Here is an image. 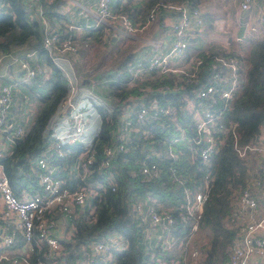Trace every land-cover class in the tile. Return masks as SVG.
<instances>
[{"label":"built area","instance_id":"1","mask_svg":"<svg viewBox=\"0 0 264 264\" xmlns=\"http://www.w3.org/2000/svg\"><path fill=\"white\" fill-rule=\"evenodd\" d=\"M22 1L30 9L29 19L41 24V46L67 82V92L47 125L50 132L47 133L48 139L44 146V154L52 150L60 158L59 167L62 170L56 169L55 163L47 162L45 156H36L30 161L28 171L18 174L16 192L0 170V264H105L112 262L115 254L128 246L129 239L115 230L76 240L79 224L94 223L95 202L104 184L114 188L112 174L109 172L96 171L99 174L94 177V181H88L86 175L93 169L90 167L95 159L93 148L101 125L104 121L111 120L109 113L115 106L119 118L116 117L114 127L109 132L110 143L102 148V167L109 166V159L129 150L128 140L131 134L139 133L146 140L149 131L142 128L145 121L170 117V124H163V121L158 123V132L163 142L155 144L149 140L142 144L144 155L137 160V170L129 169L128 175L139 173L144 179H149L158 177L161 167L170 169L172 182L181 188L180 200L175 209L178 221L187 234L184 238L168 233L163 236L157 234L156 241L159 240L161 249L169 251L171 255L183 254L182 257H185L188 253L190 259L196 258L197 250L188 251L187 244L197 229V219L206 201L208 188L214 180V160L210 162L209 158L217 152L224 133L228 131L223 127V116L244 80L236 68L234 58L215 55L216 63L211 65L202 81L197 82L201 59L197 53L193 54L188 50L191 39L188 33L202 29L198 19H191L192 15L199 13L196 9L188 11L187 4L181 3L187 9L186 15H183L180 3L156 1L143 20L132 22L126 14L120 12L126 0H119L117 9L113 10L110 8L113 0H95L91 9L81 6L77 10V15L82 20L80 27H98L109 21L116 29L123 28L127 33H133L155 23L158 13L162 11L176 12L177 17L168 24L170 29L163 36L164 40L169 38L167 44L160 42L157 47L151 46L150 55L145 62L128 67L126 78L122 76L119 79L124 78L122 84L131 87L142 83L152 74H168L173 75L174 80L172 86L166 85L163 88L165 92H176L185 86L190 88L186 94L178 92L177 97L172 100H161L156 96L146 101L140 100L144 91L127 96L124 101L129 102L122 101L121 105L114 99L112 106L106 104L102 113L95 107L99 103L96 98L99 97L93 94L90 85L78 86L77 77H73L71 58L76 54L78 45L69 38L70 35L60 39L58 30L46 26L39 0ZM258 1L257 14L263 18L257 17V20L264 23V0ZM251 2L252 0H240V10H248ZM3 6L9 8L8 1L0 0V9ZM90 15L92 21L88 19ZM110 25L106 26L110 28ZM17 62L25 79H30L40 71L46 75L50 68L49 64L46 65L47 70L45 66L42 68L36 67V64L30 65L27 55ZM107 81L108 78L99 83ZM11 90L9 84H0V156L25 131L22 123L8 120L17 103ZM134 104L138 106L132 110L131 106ZM176 109L188 117V124L183 125L176 120ZM21 112L22 115L25 114L24 110ZM92 112L93 118L87 120ZM181 150L189 152L188 159L191 161L196 156L204 164L199 181L184 177L186 174L183 168L188 159ZM234 150L241 160L236 170L243 182L227 218L229 225L235 228V233L228 246L226 264H260V259L264 257V120L256 136L249 142L236 145ZM180 156L181 161L178 163ZM158 159L164 162H159ZM57 172L61 177L57 176ZM77 176L83 180L82 184L77 183L75 187L67 185L69 178ZM144 202L145 210L140 206L137 214L141 221L146 222L148 230L144 231L142 239L147 243L151 239L149 229L173 225L174 218L169 214L161 215L152 206L157 205L155 199L147 197ZM65 243L74 244V247L66 248ZM33 252H41V258L31 260ZM159 255L151 253L150 260H144L141 264H177L174 259L164 260Z\"/></svg>","mask_w":264,"mask_h":264},{"label":"trees","instance_id":"2","mask_svg":"<svg viewBox=\"0 0 264 264\" xmlns=\"http://www.w3.org/2000/svg\"><path fill=\"white\" fill-rule=\"evenodd\" d=\"M3 1H8L9 8H6L8 12H0V56L8 55L9 57L15 55V58H21L24 57L26 51H33L36 67L41 66L43 68L44 64L50 65L48 74L46 73L45 75L44 72L40 71L29 79L30 82L27 83V87L31 93V98L36 102V108L31 120L27 121V126H25L26 124H21L24 127V133L16 137L11 145L8 146L7 152L0 156V170L9 180L14 192H16L17 183L15 182H17L18 174L28 170L30 161L34 157L45 156L44 146L48 139L47 133L50 132L47 130V125H49L52 115L58 108L61 98L67 92V82L60 69L50 61L47 51L41 46L43 37L41 24L29 19L30 9H27L22 0ZM60 1L62 0H39V3L45 18L48 20V25L58 30V37L63 39L70 35L69 38L78 45L74 55L76 57L81 45L86 44L84 39L89 38L97 29L96 27H91L95 29L90 34L85 35V38L76 39L73 34H68L66 28L59 26L56 22L58 15L55 7ZM113 1L114 3L116 2L115 6L118 7L120 1ZM156 1L158 0H137L131 3L130 0H126L128 4L125 5L127 6H124L123 3L120 12L126 14L132 22H137L144 19ZM167 1L174 3L181 0ZM197 1L184 0L183 2L187 4L188 11L194 8L201 12L197 7L199 5ZM200 14L206 20H209L210 17L206 13L204 15ZM256 21L259 22L257 17ZM80 23H82V20ZM259 24H263V27H261L263 29L260 30L262 32L261 37L250 43L251 45L246 55L218 46H209L207 49L197 52L202 65L198 72L197 82L202 81L204 74L213 63H216L215 55H219L218 57L222 58H234L236 68L244 77V80L240 91L230 100L227 112L223 116V127L228 131L224 133L223 141L218 146L217 152L209 158L210 162L214 160V171L212 173L214 180L208 188L206 201L197 219V229L191 237L192 240L190 239L187 244L188 251L189 249L197 250L196 258L190 259L188 253L185 257H182L183 254L171 255L169 251L161 249L159 240L156 241L157 234L163 236L168 233L172 236H179L178 238H184L187 234L184 227L181 226V222L178 221L177 210L175 209V205L180 200L181 188L180 185H175L172 182L169 176L170 169L161 167V173L158 174V177L149 179H144L139 173L133 176L128 175L129 169L137 170V160L139 161L144 155L142 144L149 140L155 144L163 142L158 132V123L163 121V124H170V117L163 116L159 119L155 118L145 121L142 128H147L149 131L146 140L139 133L131 134L132 136L128 140L129 150L122 152L114 159H109L108 165L110 167H102L100 161L104 158L102 154L103 146L110 143L111 140L109 132L114 127L116 117L119 118L115 109L116 106L109 113L111 120L102 123L93 148L95 159L90 165L93 169H91L92 172L90 174L86 175V179L94 181V177L99 174L96 171L109 172L112 174L114 188L104 184V188L100 195L97 196L95 202L96 219L94 223L78 225L76 240L113 230L125 235L129 239L128 246L123 251L117 252L112 262L105 264H141L144 260H150L151 253H159V256H162L164 260L174 259L177 264L227 263L228 246L235 233V228L229 225L227 218L243 182L242 176L236 170V166L239 165L238 162L241 160L237 157L234 147L251 141L258 133L259 127L264 120V23L259 22ZM101 32L99 31L98 34H101ZM110 44L112 45L111 42ZM144 46L147 47V45ZM135 52L128 53L116 67L107 69L104 75L102 73H94L92 79L85 78V85H90L93 94L104 100L103 103L99 102L96 105V109L99 112L104 113V106L106 104L112 106L114 99L118 100V104L121 105V102L127 96L138 95L143 91L144 96L140 99L143 101L154 96L161 100L166 98L172 100L173 97H177L178 92L187 93L190 91V88L185 86L176 92H165L163 88L166 85L172 86L174 80L173 75L168 74H152V76L146 78L138 85L125 87L122 84L124 78L119 79V77L124 76L126 78L128 67L141 65L150 55V50L146 48H141L136 54ZM4 63L5 61L3 60L0 66L4 65ZM15 63L18 65L17 61ZM73 64L72 62L71 65L73 66ZM106 78L109 81L103 84L99 83ZM78 80H80V77ZM119 86L123 88H118ZM126 102L129 101H124V103ZM137 106L138 104H134L131 109L133 110ZM175 118L185 125L188 117L176 109ZM181 151L185 158L188 159L189 152L187 150ZM157 161L164 162L161 159ZM203 165L201 159L196 156L192 158V161L188 159L187 164L183 168L186 174L184 177L187 176L189 179H196V182L197 180L199 181L198 178H200L202 173ZM62 175H64L63 172ZM29 177L32 176L29 175ZM69 180L67 185L70 187H75L77 183L79 185L83 183V180L78 176L69 178ZM147 197L155 199L157 205L153 204L152 206H155L161 215H171L174 218V222L173 225L167 224L161 225V228L155 230L149 229L151 239L146 243L142 238L144 231L148 230V228H146V222L140 220L137 208L141 206L145 210L146 203L144 200ZM147 202L151 204L149 200ZM194 236L197 237L193 238ZM64 247H74V244L65 243ZM67 257L69 261V254ZM30 258L31 260L41 258V252L31 253Z\"/></svg>","mask_w":264,"mask_h":264},{"label":"rangeland","instance_id":"3","mask_svg":"<svg viewBox=\"0 0 264 264\" xmlns=\"http://www.w3.org/2000/svg\"><path fill=\"white\" fill-rule=\"evenodd\" d=\"M92 1L93 0H66L71 9H73V11L75 10L74 13L76 17H73L71 22L75 23V26H78L76 29H80L82 32L84 31L87 34H90V32H92L95 28L92 29L89 25L80 27L79 24L81 19L77 15V10L80 9L81 6L91 9L93 7V3L95 2ZM130 1L133 3L137 0ZM158 1L168 2L167 0ZM183 1L184 0L175 1L174 4L180 3L183 8L182 14L186 15L187 9L185 8V4H181L184 3ZM61 2L65 1L62 0L60 3ZM197 2L199 4L197 7L201 12L198 11V14L192 15L191 19H198L197 22L202 25V29L188 33L190 35L189 38H191L189 39V44L195 41V44L198 46L195 48H192L190 45L188 46V50L192 51L193 54L202 49H207L209 46H218L246 55V52L251 45L250 43L261 37L262 32H260V30L263 29L261 28L263 27V24H259V22L256 21V17L259 19L262 17L257 14L258 0H252L248 10H240L242 9L240 0H198ZM115 3L113 1L110 5L112 10L113 8L117 9ZM125 4L128 3L125 1L123 5L127 6ZM6 7L7 6H3V8L0 9V12H8ZM200 13L203 15L206 13L207 16L210 17L209 20H206ZM245 14H247V16H244ZM176 17L177 13L174 11H162L161 13H158L155 23L153 22L152 25L144 28L142 31L136 30L133 33H127L123 30V28L116 29L110 25L109 21H106L105 24L110 25L111 29H109V31H103V34H98L99 31L96 30L89 38L83 37L85 38L84 41L86 44L81 45L76 57L71 59V62L74 63L72 66L73 77H77L78 79L80 77L77 85L81 87L85 86V78L92 79V75L94 73H102V75H104L107 69L116 67L128 53L136 51V54L141 48L150 49L151 46L157 47L160 42L167 44L169 38L164 40L163 36L166 34L165 32L170 29L168 24H171L172 20ZM199 17L201 18L200 21ZM89 18H91V15L88 19ZM241 19L243 21L242 23H240ZM44 22L47 24L46 26H48V20L46 19ZM207 24L211 26L209 27ZM252 29L254 31H250ZM116 32L125 36H118L116 42L111 45L110 39L115 36ZM103 38L104 42H102ZM171 42L172 40L170 41V44ZM144 45L148 46L145 47ZM25 55L28 56L29 64L34 66L36 62L33 58V51H26ZM0 57V64L3 60L5 63H11L10 68L4 69L2 74H0V84H9L12 88L11 92L13 91L17 101V103L14 104V108L11 115L8 117V120L18 123L20 122L22 124H26L25 126H27V121L31 120V116L36 108V102L33 98H31V93L27 87V83L30 82V80L23 78L22 72L18 69V66L15 63V61L19 58H15V55ZM46 65L47 64L44 65L45 70L48 69ZM128 71L129 69H127V72ZM46 73L48 74V72ZM82 79L83 81H81ZM96 100L101 103L104 101L102 98H96ZM23 110L25 111V116L22 115L21 111ZM93 116L94 113H90V115L87 116V120H91ZM254 156L256 157V155ZM253 159L256 160L254 157ZM45 160L49 163H55L56 169L59 171L62 170L59 167L60 158L52 150L45 152ZM179 161H181V156L178 163ZM57 176L61 177V174L57 172ZM195 237L197 236H194L193 238Z\"/></svg>","mask_w":264,"mask_h":264},{"label":"crops","instance_id":"4","mask_svg":"<svg viewBox=\"0 0 264 264\" xmlns=\"http://www.w3.org/2000/svg\"><path fill=\"white\" fill-rule=\"evenodd\" d=\"M65 2H61L59 4H57V6L55 7L56 9V13L58 15V17L56 18V22L59 26L66 28V32L67 33H71L74 35V37L77 38H82L85 37V35H87V33H85L84 31L82 32L80 29H76L75 27V23H72L71 20L73 17L75 16V13L73 11V9H71V7L69 6V4L66 2V0H64ZM95 1V0H93ZM92 1V2H93ZM244 16H247V14H245ZM89 21H92L91 19H89ZM242 19L240 21V23H242ZM57 25V26H58ZM97 30H99L101 32V34H103V31H109V29L106 25H99ZM118 36L120 37H124L125 35L123 34H119V33H115L114 37H111L110 41L111 43H115L116 40L118 39ZM102 42H104V38L102 39ZM190 46H192V48L198 47L195 44V41L191 42L189 44ZM33 58L35 59V56H33ZM10 68V63H5L4 65L0 66V74H2V72L4 71V69H9ZM260 264H264V257H262L260 259Z\"/></svg>","mask_w":264,"mask_h":264}]
</instances>
